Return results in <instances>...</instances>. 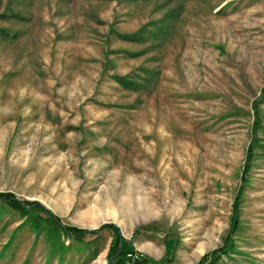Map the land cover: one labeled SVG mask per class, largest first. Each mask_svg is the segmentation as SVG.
<instances>
[{
	"label": "rangeland",
	"instance_id": "374dc122",
	"mask_svg": "<svg viewBox=\"0 0 264 264\" xmlns=\"http://www.w3.org/2000/svg\"><path fill=\"white\" fill-rule=\"evenodd\" d=\"M0 192V264H264V0H0Z\"/></svg>",
	"mask_w": 264,
	"mask_h": 264
},
{
	"label": "trees",
	"instance_id": "16d2710c",
	"mask_svg": "<svg viewBox=\"0 0 264 264\" xmlns=\"http://www.w3.org/2000/svg\"><path fill=\"white\" fill-rule=\"evenodd\" d=\"M122 81V80H121ZM0 196L2 197L1 199H3V200H5L6 202H7V204L8 205H10L13 209H16V210H18V211H21V212H23V214H27L28 212H29V208H26L23 204H21V202L20 201H18L16 198H14V197H11L10 196V194H8V193H3V192H0ZM31 203V202H30ZM33 203V202H32ZM31 203V204H32ZM33 206H34V204H32ZM32 206V207H33ZM35 207V206H34ZM45 219L47 220V221H51V222H55L56 223V225L57 226H59V224H58V222H57V217L55 216H53V215H49V216H47V217H45ZM40 226V225H39ZM101 226H110V227H114V228H117V226L116 225H114V224H111V223H105V224H103V225H101ZM68 228H73V226H71V227H69L68 226ZM79 230V229H78ZM87 229H82L81 228V230H79V232H77L76 233V237H78V238H80L81 237V234H82V232H84V231H86ZM91 232L92 231H94L93 229L92 230H90ZM131 247H129V248H123L122 247V244H119L118 243V240H117V242L115 243V246H114V250L112 251V253H111V257H112V259H111V264H115V263H118V264H123V259H124V254H125V251L127 250V249H130ZM133 248V247H132ZM203 257H204V255H203ZM141 260L143 261V262H146L148 259H147V257H145V256H142L141 257ZM209 263H212V262H209Z\"/></svg>",
	"mask_w": 264,
	"mask_h": 264
},
{
	"label": "built area",
	"instance_id": "2783aa9c",
	"mask_svg": "<svg viewBox=\"0 0 264 264\" xmlns=\"http://www.w3.org/2000/svg\"><path fill=\"white\" fill-rule=\"evenodd\" d=\"M141 257L142 253L137 248L127 249L124 254L123 264H145Z\"/></svg>",
	"mask_w": 264,
	"mask_h": 264
}]
</instances>
